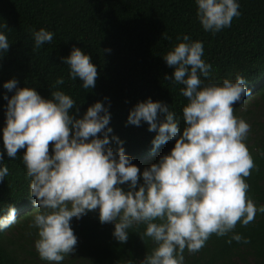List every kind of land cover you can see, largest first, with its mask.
I'll list each match as a JSON object with an SVG mask.
<instances>
[{
    "label": "clouds",
    "instance_id": "1",
    "mask_svg": "<svg viewBox=\"0 0 264 264\" xmlns=\"http://www.w3.org/2000/svg\"><path fill=\"white\" fill-rule=\"evenodd\" d=\"M195 4L199 23L212 34L230 28L233 18L241 14L238 0H195ZM0 27L7 28L6 24ZM53 37L54 33L44 28L34 31V47L39 49ZM9 46L0 31V54ZM203 54V43L184 35L183 42L163 56L174 69L165 79L183 85L180 93L188 101L182 109V130L175 113L162 102L149 98L130 110L128 124L140 126L143 121L149 125L148 131L157 132L151 142L154 150L175 141L167 155L142 172L125 154L123 141L112 136L118 147L115 151L109 147L111 117L101 102L76 119L70 110L78 111L77 105L63 91H52L51 99H44L34 88H17L15 79L3 84L9 92L15 89L10 99L4 96L3 145L11 159L25 149L22 159L37 209L29 227L37 229L35 249L41 260L61 264L77 244L72 218L79 220L97 209L101 224H114L112 235L121 244L127 242L130 228L146 225L140 238H150L157 247L141 264H184L185 249L199 252L212 234H231L228 243L250 242L234 229L238 222L247 226L257 212L264 213V205L257 207L247 196L245 178L255 168L244 143L250 125L234 116L232 107L248 96L249 90L239 74L234 80L205 84L201 78L209 77L212 65ZM61 59L69 68L70 79L79 78L86 90L95 87L98 72L89 54L73 47L70 55ZM63 83L60 77L53 87ZM158 113L164 116L162 122H158ZM7 175L4 153L0 152V182ZM126 183L127 192L120 187ZM16 222V209L9 205L7 214L0 216V231Z\"/></svg>",
    "mask_w": 264,
    "mask_h": 264
},
{
    "label": "trees",
    "instance_id": "2",
    "mask_svg": "<svg viewBox=\"0 0 264 264\" xmlns=\"http://www.w3.org/2000/svg\"><path fill=\"white\" fill-rule=\"evenodd\" d=\"M238 2L240 16L233 18L230 28L212 34L199 23L195 0H0V26H7L0 27V31L10 44L0 54V130L6 119L4 96L10 99L15 94V89L9 92L3 84L12 79L18 81L17 88H34L44 99H51V92L56 90L70 95L78 109L70 110V115L76 119L83 118L88 107L101 102L111 117L109 147L114 151L118 147L112 136L123 141L125 154L142 172L167 155L175 141L154 150L151 142L157 132L148 131L149 125L143 121L140 126L128 124L129 112L150 98L168 106L180 121L181 130L185 127L182 109L188 101L180 93L184 86L165 79L172 76L174 69L167 66L163 56L188 35L192 41L203 43L202 58L212 65L209 77L201 78L205 84L234 80L237 74L247 82L249 95L232 107L234 116L251 122L244 143L255 168L245 178L249 185L247 196L257 207L264 205V108L259 120L253 108L258 102L264 107V0ZM41 28L53 32L54 37L36 49L32 34ZM73 47L89 54L97 67L98 78L92 89H83L79 78L70 79L69 68L62 62L61 58L68 57ZM60 77L64 83L53 87ZM163 120L158 113V122ZM24 151L20 149L15 159L9 158L0 131V152L8 168V175L0 182V216L6 215L12 205L17 219L0 231V264L39 262L35 242L16 246L26 234L39 239L37 229L29 227L32 212L37 209L35 197L30 195ZM138 183H143L142 178ZM120 187L129 191L127 183ZM70 226L77 244L61 264H141L157 247L150 238H140L146 230L144 224L128 230L126 243L117 242L112 235L114 224H101L98 209L77 221L72 219ZM234 232L250 242L228 243L231 234H212L199 252L185 249L184 264H264V213L257 212L247 226L238 222Z\"/></svg>",
    "mask_w": 264,
    "mask_h": 264
},
{
    "label": "rangeland",
    "instance_id": "3",
    "mask_svg": "<svg viewBox=\"0 0 264 264\" xmlns=\"http://www.w3.org/2000/svg\"><path fill=\"white\" fill-rule=\"evenodd\" d=\"M253 99V98H252ZM250 99V100H252ZM255 110H254V114H255V118H257V120L260 119V117L262 116V113H263V105L260 104L258 102V105L257 107H253ZM249 125L251 124V122H248L246 121ZM251 127V126H250ZM257 127H253V129H256ZM250 131V130H249ZM72 219H75L77 221L76 218H72ZM36 241V238L34 237H31L30 235L26 234L25 236H23L22 238H20V240L18 242H16V246H18L19 244H28L30 243L31 245ZM37 255L38 252H37ZM39 258V262L37 264H49V262H45L44 260H41L40 257Z\"/></svg>",
    "mask_w": 264,
    "mask_h": 264
}]
</instances>
